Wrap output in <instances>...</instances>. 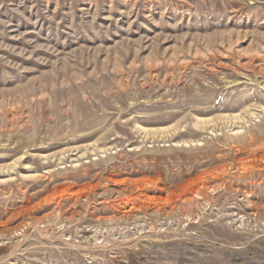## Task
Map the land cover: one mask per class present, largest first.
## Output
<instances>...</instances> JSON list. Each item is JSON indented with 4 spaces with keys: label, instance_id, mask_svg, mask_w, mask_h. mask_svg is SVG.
I'll return each mask as SVG.
<instances>
[{
    "label": "rangeland",
    "instance_id": "374dc122",
    "mask_svg": "<svg viewBox=\"0 0 264 264\" xmlns=\"http://www.w3.org/2000/svg\"><path fill=\"white\" fill-rule=\"evenodd\" d=\"M0 264H264V0H0Z\"/></svg>",
    "mask_w": 264,
    "mask_h": 264
}]
</instances>
